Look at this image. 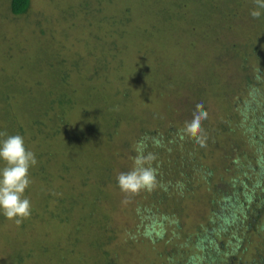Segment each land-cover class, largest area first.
I'll use <instances>...</instances> for the list:
<instances>
[{
    "label": "rangeland",
    "instance_id": "obj_1",
    "mask_svg": "<svg viewBox=\"0 0 264 264\" xmlns=\"http://www.w3.org/2000/svg\"><path fill=\"white\" fill-rule=\"evenodd\" d=\"M257 8L30 0L14 16L0 0V133L37 158L31 215H0V264H264V233L245 223L264 187V109L238 89L243 53L264 59ZM139 154L155 157V185L124 192Z\"/></svg>",
    "mask_w": 264,
    "mask_h": 264
},
{
    "label": "clouds",
    "instance_id": "obj_2",
    "mask_svg": "<svg viewBox=\"0 0 264 264\" xmlns=\"http://www.w3.org/2000/svg\"><path fill=\"white\" fill-rule=\"evenodd\" d=\"M256 3L258 8L251 15L259 18L262 15L259 9H264V0H256ZM189 127L195 132L199 124L192 123ZM137 151L142 152L140 148ZM154 158L151 154L137 155L133 169L118 175V187L129 193L151 190L156 182V170L146 165ZM36 163V155L26 148L22 135L0 133V215L14 219L16 224L31 215V202L24 193L31 183L30 169Z\"/></svg>",
    "mask_w": 264,
    "mask_h": 264
},
{
    "label": "trees",
    "instance_id": "obj_3",
    "mask_svg": "<svg viewBox=\"0 0 264 264\" xmlns=\"http://www.w3.org/2000/svg\"><path fill=\"white\" fill-rule=\"evenodd\" d=\"M30 6V0H11V12L14 16H21L28 12ZM32 27H27V31L30 32ZM27 34H25L23 37H26ZM28 45V41L24 40L23 46L26 47ZM30 46V45H28ZM27 48V47H26ZM243 48V46H241ZM24 50V48H23ZM233 51H236V46L232 48ZM253 55H256L257 50L254 47L252 49ZM246 55V54H245ZM243 53V55L240 57V65L239 68L242 69L243 76L240 80H242L240 86L238 89H241V87L245 84V88H250L253 91V94L255 97H257L258 100L254 99L253 103L255 104L256 108H263L264 109V92L260 91L262 84L264 85V59L259 57V54H257V63L256 60L255 63L250 64L249 57L246 58ZM254 65V66H252ZM92 75H89V77ZM237 89V90H238ZM254 97V98H255ZM249 200H251L254 203V210L249 214L246 215V225L248 227H251L252 224H255L256 230L254 231V235L263 234L264 233V187L261 188L256 194H251L249 196ZM178 219H180L178 217ZM234 221L236 219L232 218ZM244 221V220H243ZM258 223V224H257ZM197 230V228H196ZM195 230V231H196ZM197 234L199 231L196 232ZM196 235V234H195ZM264 237V234H263ZM187 240V239H186ZM203 240H206V238H198L192 239L190 238L188 240V244H191L192 247L199 246L198 248L204 249L206 247L204 244H200V242H204ZM200 241V242H199ZM198 242V243H197ZM209 242H214L213 238L209 239ZM185 252V251H184ZM245 252V251H244ZM226 254V253H225ZM235 258H230V260L226 259H220L218 258V255L215 253L210 254L207 252V254L201 255V260L205 264H223L222 262H225V264H235L232 263V261ZM241 261V260H240ZM259 262L262 261L261 258L258 259ZM191 262V263H190ZM189 264H193L192 261H190ZM188 264V262H187ZM254 264V263H249ZM255 264H261V263H255Z\"/></svg>",
    "mask_w": 264,
    "mask_h": 264
}]
</instances>
